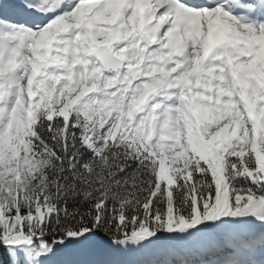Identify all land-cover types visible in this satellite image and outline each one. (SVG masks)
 Instances as JSON below:
<instances>
[{
    "label": "snow or ice",
    "instance_id": "1",
    "mask_svg": "<svg viewBox=\"0 0 264 264\" xmlns=\"http://www.w3.org/2000/svg\"><path fill=\"white\" fill-rule=\"evenodd\" d=\"M0 264H264V0H0Z\"/></svg>",
    "mask_w": 264,
    "mask_h": 264
}]
</instances>
